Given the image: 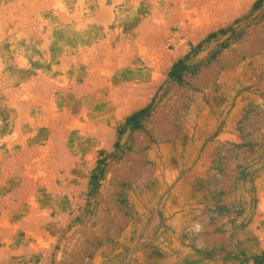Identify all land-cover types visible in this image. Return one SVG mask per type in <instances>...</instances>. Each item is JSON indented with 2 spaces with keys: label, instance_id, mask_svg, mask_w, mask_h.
Listing matches in <instances>:
<instances>
[{
  "label": "rangeland",
  "instance_id": "1",
  "mask_svg": "<svg viewBox=\"0 0 264 264\" xmlns=\"http://www.w3.org/2000/svg\"><path fill=\"white\" fill-rule=\"evenodd\" d=\"M257 1L0 0V264H264Z\"/></svg>",
  "mask_w": 264,
  "mask_h": 264
},
{
  "label": "trees",
  "instance_id": "2",
  "mask_svg": "<svg viewBox=\"0 0 264 264\" xmlns=\"http://www.w3.org/2000/svg\"><path fill=\"white\" fill-rule=\"evenodd\" d=\"M260 1L261 0H258L257 3H259ZM139 115H140V113H135L132 116H130L129 118H127L125 121L126 125L134 122ZM92 178H93V183H95V180L97 179L96 175H93Z\"/></svg>",
  "mask_w": 264,
  "mask_h": 264
}]
</instances>
